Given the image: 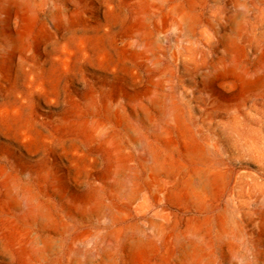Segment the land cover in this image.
Here are the masks:
<instances>
[{
  "label": "rangeland",
  "instance_id": "obj_1",
  "mask_svg": "<svg viewBox=\"0 0 264 264\" xmlns=\"http://www.w3.org/2000/svg\"><path fill=\"white\" fill-rule=\"evenodd\" d=\"M0 264H264V0H0Z\"/></svg>",
  "mask_w": 264,
  "mask_h": 264
},
{
  "label": "bare ground",
  "instance_id": "obj_2",
  "mask_svg": "<svg viewBox=\"0 0 264 264\" xmlns=\"http://www.w3.org/2000/svg\"><path fill=\"white\" fill-rule=\"evenodd\" d=\"M156 96V95H155ZM151 101V105H152V107H154V109L160 114V116H161V118L163 119V114L165 113V112H167L168 110H166V108H165V105L163 104V102H161L160 100H159V98H158V96H156L155 98H151L150 99ZM164 105V106H163ZM141 114H143L145 117H146V113H145V111L144 110H141ZM134 135V134H133ZM197 157L198 158H202V155L201 154H198L197 155ZM195 176L197 177V180H198V183L200 184V185H203L202 184V181H201V177L196 173L195 174ZM14 189V188H13ZM20 191V190H19ZM26 192V191H25ZM23 193V192H22ZM134 193V191H132L131 192V194L129 195L130 196V198H131V196H132V194ZM193 194H197V192L196 191H193L192 192ZM15 194V193H14ZM30 195H32V194H30ZM30 195H24V196H22V198L19 196V194L16 192V197H19V198H21L22 199V201L24 202V204H25V206H27V210H28V212H36L37 214H39V216L38 217H44L45 215L44 214H46V213H44V211L42 210V209H40L39 207H38V205H36V204H34L33 203V198L30 196ZM134 195V194H133ZM16 199V198H15ZM17 200V199H16ZM41 205V204H40ZM24 207V206H23ZM45 208V207H44ZM36 214V215H37ZM48 214V213H47ZM32 215V214H31ZM34 215V214H33ZM49 216V215H48ZM37 217V218H38ZM45 218H46V216H45ZM44 218V219H45ZM50 218V217H49ZM49 218H47V219H49ZM38 220H40L41 221V219L39 218ZM48 221V220H47ZM39 222V221H38ZM49 223V222H48ZM44 224H46V223H44ZM154 232V231H153ZM160 232V231H159ZM161 233V232H160ZM155 236V235H154ZM192 240H194L195 241V239H196V233L194 232V231H190V233H189V235H188ZM226 236H228V235H226ZM157 237V236H156ZM185 239V238H184ZM183 239V240H184ZM200 239V238H199ZM199 239H198V241H196V242H199ZM226 239V238H225ZM181 240H182V238H181ZM230 240H232V239H230ZM229 240V241H230ZM235 240H233V242H234ZM185 242V241H184ZM195 244V243H194ZM190 245V244H189ZM192 245V244H191ZM196 245H199L198 243L196 244ZM202 247V246H201ZM200 247V248H201Z\"/></svg>",
  "mask_w": 264,
  "mask_h": 264
}]
</instances>
